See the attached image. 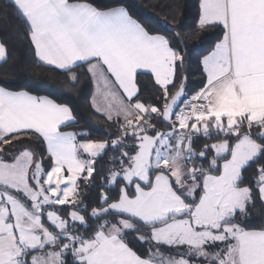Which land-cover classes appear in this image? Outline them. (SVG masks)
<instances>
[{
  "label": "snow or ice",
  "instance_id": "obj_1",
  "mask_svg": "<svg viewBox=\"0 0 264 264\" xmlns=\"http://www.w3.org/2000/svg\"><path fill=\"white\" fill-rule=\"evenodd\" d=\"M7 7L38 63L88 79L109 131L0 85V264H264V0H197L195 31L171 35L123 0ZM200 32L216 39L193 90Z\"/></svg>",
  "mask_w": 264,
  "mask_h": 264
},
{
  "label": "trees",
  "instance_id": "obj_2",
  "mask_svg": "<svg viewBox=\"0 0 264 264\" xmlns=\"http://www.w3.org/2000/svg\"><path fill=\"white\" fill-rule=\"evenodd\" d=\"M110 3L111 0H104ZM132 14L154 31L171 35V30L182 33L195 31L197 0H123ZM174 17L176 24L171 23ZM23 24L14 16L7 0H0V42L7 47L5 62L0 64V85L12 90H26L35 95H47L58 103H66L77 116V129L88 131L93 138H105L109 125L105 117L95 114L91 107L94 92L88 79L81 75L80 82L71 86L65 75L37 62L34 49L25 38ZM213 32L195 33L184 37L186 51L190 54L186 68L189 87L195 90L201 82L198 61L206 55L215 42ZM81 71L82 70H78ZM141 90L145 96L154 94L151 76L138 74ZM139 245H137L138 247Z\"/></svg>",
  "mask_w": 264,
  "mask_h": 264
},
{
  "label": "crops",
  "instance_id": "obj_3",
  "mask_svg": "<svg viewBox=\"0 0 264 264\" xmlns=\"http://www.w3.org/2000/svg\"><path fill=\"white\" fill-rule=\"evenodd\" d=\"M1 43V42H0ZM3 62H5V61H0V64H2ZM48 67H50V66H48ZM52 68V67H51ZM98 99V102H100V98H97Z\"/></svg>",
  "mask_w": 264,
  "mask_h": 264
}]
</instances>
